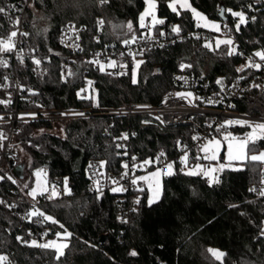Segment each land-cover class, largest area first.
<instances>
[{
    "label": "trees",
    "instance_id": "obj_1",
    "mask_svg": "<svg viewBox=\"0 0 264 264\" xmlns=\"http://www.w3.org/2000/svg\"><path fill=\"white\" fill-rule=\"evenodd\" d=\"M191 2L219 18L222 32L218 34L229 35L244 55L227 56L223 45L217 51H210L204 44L212 40L214 47L217 32L212 30V38L189 33L204 28L196 26L191 11L180 10L178 15L168 7L169 0H157V13L165 19V24L156 25L155 31H164L172 39L162 43L163 47L156 44L143 48V56L139 58L144 63L136 70L138 82L133 83L134 65L116 72L108 67L100 71L99 64L89 61L100 60L93 54L95 48L106 52L132 37L133 33L114 26L131 21L136 36L144 32L138 18L145 0H109L103 6L97 5L96 0H0V6L10 8L15 4L23 8L22 13L9 12L8 16L19 15L20 31L30 33L27 37L18 36L19 44L29 52L23 56V63L16 59L8 61L7 67H0V75L8 77L9 85L0 87V100H10L0 104V117L7 115L0 120V127L6 128L3 129L6 134L14 123L10 136L14 157L19 146H24L29 152L30 172L25 187L14 174L11 157L4 154V161L0 159V176H11L16 181L15 184L7 178L0 181V200L16 205L9 208L0 204V256L6 257L0 264H221L208 249L226 253L222 264H259L264 260V237L260 236L264 226V197L249 191L251 184L262 178L264 163L225 166L216 175L220 182L210 186L207 177L188 176L180 171L184 167L180 163L184 150L177 141L181 145L192 143L196 118L200 116L193 114L191 121L161 123V118L156 119L158 116L149 112L111 110L131 101L160 102L168 88L180 87L176 73L181 70V63L192 64L185 70L208 77L212 86L218 85L217 79L224 78L223 82L229 83L251 69L236 71L248 56L264 49V0ZM247 4L255 9H246L248 16H255L256 20L242 25L236 32V18L228 13L222 17L219 6L238 10ZM8 16L0 14V38L14 30ZM99 19L105 21L102 30L97 25ZM70 20L81 27L80 46L74 49L65 46L60 36L62 26ZM225 23L232 29L230 33L224 29ZM172 25L181 26L180 37L171 32ZM33 57L41 59L39 66L33 63ZM64 60L70 61L73 73L66 79L60 71ZM121 72L125 74H117ZM88 77L93 82L89 88L85 87ZM16 82L18 91L11 94L9 89ZM258 85L261 87H247L236 96L233 109L264 117V83ZM30 92L35 93L34 100L29 97ZM15 107L19 111L35 109L37 114L25 117L20 112L13 121ZM246 127L231 125L235 131ZM123 133L129 134V139L120 143L127 145V156L117 155L123 149L116 148L119 140L115 138ZM255 146H264V140H258ZM190 150L199 151L201 159L208 160L203 159L204 154L195 146L190 145ZM162 151L175 162V174L162 178L164 194L151 206L144 182L140 184L142 192L124 185L127 191L112 192L113 185L108 182L99 199L98 193L88 185L87 163L91 158L109 161L105 169L109 172L122 170L124 161L134 163L133 156L138 164ZM38 166L46 168L50 180L56 174L62 175L58 198L48 200L37 196L33 200L28 195ZM65 177L70 195L63 191ZM137 198L139 204L135 203ZM33 206L59 223L27 218L26 213ZM123 213L127 223L118 219ZM59 229H68L73 234L70 247L59 261L53 250L28 246L16 239L19 236L31 241L44 233L55 234ZM102 233H105L103 239ZM132 249L139 255L129 256Z\"/></svg>",
    "mask_w": 264,
    "mask_h": 264
},
{
    "label": "snow or ice",
    "instance_id": "obj_2",
    "mask_svg": "<svg viewBox=\"0 0 264 264\" xmlns=\"http://www.w3.org/2000/svg\"><path fill=\"white\" fill-rule=\"evenodd\" d=\"M26 2V0H25ZM258 2V0H257ZM97 5L103 6L109 3V0H96ZM146 3V9L143 13L140 14L139 16V27L140 28H147L148 31L142 32L140 36H136L134 34V28H133V23L131 21H128L124 25H118L114 27H120L123 29H126L127 32L133 33L131 39L129 40H124L123 43L125 46H129L131 44H135L138 42V40H145V41H155L157 38V31H153V29L156 28V25H163L165 24V19L159 18L156 14V9L158 7L157 0H145ZM179 5V9L177 7ZM31 6V5H30ZM168 7L174 12L179 15L180 10L184 11H191L193 14L194 19H196L197 27H204V28H209L217 33L222 32L221 24L217 23L215 21H209L207 16H205L203 13L199 12L197 9L193 8L190 0H169ZM247 10H255L253 8L252 4H247L241 6L238 10H234L232 8H225L222 6H219V13L223 17L225 13L230 14L232 17L236 18V23H235V31L239 32L240 28L242 25L247 26V24L251 22H255L256 17L251 16L249 17L247 14ZM9 12H23V8L19 7L15 4L11 5L10 8H6L3 6H0V14H4L8 16ZM9 20L11 21L13 25L12 31H10L6 37L0 38V53H11L15 50H17V37L18 36H23L27 37L30 35L28 32H23L20 31L19 25L21 22V17L19 15L17 16H8ZM149 23H145L146 19H149ZM105 21L103 19L97 20V25L100 30L103 29ZM224 29L227 30V32H231L232 29L228 28L227 24H224ZM171 32L174 33L177 37H180V33L182 32V28L180 25H172L171 26ZM69 33H72L76 36V39H79V29L76 28L75 24H69L66 26L64 30L65 36H67ZM158 35L163 37L166 35L165 32L163 31H158ZM182 38V37H181ZM196 39H200L199 36H196ZM175 43V41H172ZM214 47H213V41L208 40L204 44V47L208 48L210 51H217L221 45L225 46L226 52L225 55L227 56H233V55H241L243 56V52L238 51V45L235 44V41L230 37L225 35L224 38L217 37L214 40ZM75 47H79V45H74ZM164 45L161 44L160 47H163ZM144 49H141L138 52H130L129 55L132 56L133 61H134V67H133V83H137V78H136V70L139 69L140 65L144 63L143 60H136V56H143ZM258 58L259 62H257L256 59ZM18 59L23 63V52L22 50H19V55ZM33 63L37 66L41 64V59H37L35 57L32 58ZM89 63H95L99 64L100 71H105V68H126V64H118L117 61L115 60H109L107 65L101 63L99 60H93L89 61ZM8 63L4 59H0V67H7ZM192 64H184L181 63L180 68L181 70L185 68H191ZM262 67H264V49L257 50L255 51L252 55L248 56L246 58V62L244 65H241L239 68L236 69L237 72H245L249 68H254L257 71L261 70ZM118 75H123L125 73H117ZM73 73L71 71L67 72V76H72ZM177 79L184 80L187 82L186 77H177ZM239 79H245L244 76L239 77ZM4 80L7 81L8 77L5 76ZM224 78L217 79L216 83L221 86V90H224L225 85H224ZM93 82L89 81V87H91ZM238 86L237 84H233L232 87ZM252 87L260 88L261 85L253 83L251 85ZM0 87L7 88L9 85L7 83H4L0 85ZM81 92H87V89H81ZM35 94V93H33ZM79 95V93H78ZM176 95L180 96L181 98L184 99H189L191 100H203L204 98L202 97H196L194 93L192 92H187V93H177ZM83 98H91L89 96H84ZM190 100V102H191ZM166 102V101H165ZM206 103L212 104L215 103L212 98H208ZM5 103H10V100H0V104H5ZM139 107H147V106H139ZM28 115H35V114H28ZM63 115V114H62ZM79 115H83V113H79ZM3 117H0V120H2ZM156 119H160V117H156ZM145 123H148V121H145ZM161 123H163V120H161ZM233 124H238L241 126H247L251 128V131L248 132L243 138H237L233 136L231 133L225 132L224 134V140L228 141V149H227V156L228 160L230 162L235 161L237 163L243 164L244 162H260L264 163V151L259 152L258 154L254 155H249V153L255 152V145L258 140H264V123H253L248 120H228L225 122V124L220 125L221 128H226L230 127ZM132 136H135V133H131ZM5 139L4 134L0 132V141ZM116 140H128L129 139V134L128 133H123L121 134L120 137H116ZM194 140H199V137H193ZM235 142V143H234ZM221 142L219 140H216L215 138L206 141V143L202 144L200 147V151L204 153L203 159H209V160H215L217 158L216 152L220 148ZM177 145L181 147L182 150L186 149V145H181L180 141H177ZM251 145V147H250ZM214 146V147H213ZM4 145L0 143V148H3ZM117 149H123L122 152H117V155H122V156H127V145L126 144H116ZM166 158V154L162 151L160 152L155 158L149 157L140 163H135L136 157L133 156L131 157L132 161L134 162L132 165V171L133 175L131 177V184L137 187L138 191H144L143 187H140L141 182L146 183L147 188L150 192V196L148 198V204L151 206L153 203L158 202L163 194H164V187H163V180L162 178L164 176H171L175 174L174 171V163L175 162H168L164 163V159ZM188 159L189 155L188 152L185 151L184 155L180 159V163L184 166L180 169L182 173L188 176H198L202 175L204 177L208 178V183L211 186L212 184H218L219 178L218 176L214 175V173L223 170L225 167L224 164L219 165V168H213V167H208L205 168L204 166L200 164H195L191 167L188 165ZM197 160L201 159L200 156L196 157ZM109 164V161L107 160H101L97 164H89L88 168L91 171V175L89 176V179H93L95 191L98 193L97 199L100 198V196L103 195V186L100 183L99 179H96V177H100L104 175V172L102 170L106 169L107 165ZM163 164V167H156V170L153 172L148 173L147 175L144 176H135L134 170L135 169H140V170H146L147 167H152V166H158ZM231 166V163L228 165ZM121 167L125 170L119 179L115 178H108L110 183L113 185L111 188L112 192H124L127 191V189L120 183V180L124 179L125 177L129 176V164L128 162L124 161L121 164ZM187 169V170H185ZM240 170V169H236ZM35 175L41 179L37 181L36 187L32 188L31 191L28 193L33 200L36 199L37 196H44L48 200H53L58 198L61 193L57 189L56 185H51V187L48 186L47 181H46V169H38L35 172ZM7 178L8 180H11L12 183H16V181L11 177V176H0V181L4 180ZM261 183L264 184V179L261 180ZM25 187H28L25 185ZM63 191L65 195H70L71 194V189L68 187V178L65 177L63 181ZM250 192L256 193L258 197H264V187H261L260 189H257L255 186L249 188ZM136 204L140 203L139 198L135 201ZM0 204H5L9 208L15 207L16 205L14 204H8L4 200H0ZM229 207H236V205H229ZM133 211H136V209H133ZM244 213H241L243 215ZM27 218H32V217H37L41 222L44 221H51L52 223H59V221L55 220L53 216L48 215L45 211H42L40 209H37L33 206V209L29 212L26 213ZM118 219L121 220L123 223H127L126 219H123L122 217H118ZM61 228L64 226L61 224ZM46 236L47 233H44ZM72 233L68 232L66 229L62 233H56V236L58 237L57 240H49L45 243H38L36 240H31V241H26L23 239V237H16L18 241H20L23 244H26L28 246H33V247H40L43 249H51L55 252V259L59 261L61 257L65 255V249H68L70 247L69 240L72 237ZM260 236L264 237V226L261 227L260 229ZM87 243V242H86ZM89 247H95L94 244H89ZM208 251L215 257L217 261H220L222 264L223 257L226 255V253L218 250V249H208ZM129 256L131 257H136L139 255V253L135 250L132 249L129 253ZM6 257L0 256V260H5Z\"/></svg>",
    "mask_w": 264,
    "mask_h": 264
},
{
    "label": "built area",
    "instance_id": "obj_3",
    "mask_svg": "<svg viewBox=\"0 0 264 264\" xmlns=\"http://www.w3.org/2000/svg\"><path fill=\"white\" fill-rule=\"evenodd\" d=\"M69 24H75L76 28L79 29V39H76V36L72 33H69L67 36H65L64 30L66 26H68ZM19 29H22V24L19 25ZM189 33H192L194 35L202 34L210 38H212L213 36L212 30L208 28L193 29L190 30ZM60 36H61V42L65 46L71 49L77 48L74 45L80 46L81 27L78 26L72 20L67 21L62 26ZM18 39L19 38L17 37V50L11 53H0V59H4L7 62L16 60L18 59L19 50H22L23 56L29 54L28 50L25 49L21 44H19ZM170 39H172V35L166 34L165 36L161 37L158 35V31H157V38L155 41L138 40L137 43L131 44L129 46H125L124 43H122L119 47L111 46L106 52L101 48H95L93 50V54L96 55V58L100 57V59H105V60L114 59L115 61H117L118 64H126L127 66L129 64L134 65L133 58L131 55H129L130 52H138L146 46L162 44L164 42H168ZM254 59H256L257 62H259L258 58H254ZM126 68L116 67V68H111V70L113 72H116V71L124 70ZM70 69H71L70 61L64 60L60 65V71L64 79L68 77L67 72L70 71ZM241 76H244L245 79H239V77ZM241 76L234 78L229 83H224L225 88L224 90H221L220 85L212 86L211 81L208 77L197 74L194 71H188L187 69L186 70L183 69L176 73V80L180 84V87L174 86L168 88L167 91L163 94L162 100L160 102L150 103L147 101H136V102L131 101L127 105L113 107L111 110L121 113L149 112L155 114L164 121H191L192 119H194L192 115L196 114L197 116H200V118H196V124L193 129L194 131L193 133L195 135L194 137H199L200 139L199 140L193 139L190 145L195 146L196 149L200 150L201 145L206 143L209 137L215 134H222L223 132L230 133L232 131L231 126L226 128H221L220 125L225 124V122L228 121V118L230 116L241 115L240 114L241 112H238L235 109H233V105L235 102L234 98L240 95L245 88L250 87L253 83L255 84L264 83V67H262V69L259 71H257L254 68H251L248 72H245ZM177 77H186L187 82H185L184 80L177 79ZM0 83L8 84V81H5L4 77L0 75ZM233 84H237L238 86L232 87ZM187 88L192 89V93H194L196 97H202L204 99L191 100V98L184 99L176 95L177 93H187L186 91H184ZM9 91L11 94L17 92L18 83L16 82L15 87L10 88ZM29 97L33 100L36 98L33 92L29 93ZM208 98H212L216 102L212 104L206 103L205 101ZM139 106H147V107H139ZM36 111L37 110L35 109H25L23 111L21 110L19 111L18 108L15 107L12 109L13 116L11 117V119L14 121V119L16 118V116H18L20 112H22V114L25 117H30L31 115L28 114H37ZM13 124L14 123L12 122L11 128L4 135L5 139L0 141V143L4 145V147L2 148V156L4 154H7L11 158L15 156V150L10 144V136L12 133ZM1 128L3 130V127ZM122 141L123 140H119V143H121ZM182 145L187 146L184 152L185 151L188 152L189 155L188 164H193L196 157L199 156L198 153L199 151L192 152L190 150V145L186 142H183ZM166 159L169 158H165L164 161ZM101 160L102 159H98V158L89 159L87 163V170L89 175H91V171L88 168L89 164H97ZM128 164H129V176L120 180V183L124 186L136 187L132 185L130 182L131 177L133 175V171H132L133 163L128 162ZM102 171L104 172V175L100 177H96V179L100 180V183L103 186V193H104L108 182H110L108 178L110 177V178L119 179L121 174L125 170L124 169L118 171L112 170L106 172V170L104 169ZM141 171L142 170L135 169L134 170L135 176H137V174L140 173ZM262 179H264V173L262 178L252 183L251 186L252 187L255 186L257 189L264 187V184L261 183ZM61 180H62L61 174H56L51 179V181L53 182L54 185H56L59 191H61V188L59 186V182ZM88 185L91 189L95 190L93 179L89 180ZM121 216L122 218H124L125 214L123 213ZM259 264H264V260L261 261Z\"/></svg>",
    "mask_w": 264,
    "mask_h": 264
},
{
    "label": "rangeland",
    "instance_id": "obj_4",
    "mask_svg": "<svg viewBox=\"0 0 264 264\" xmlns=\"http://www.w3.org/2000/svg\"><path fill=\"white\" fill-rule=\"evenodd\" d=\"M190 3H191V5H192L193 8L197 9L199 12H201L205 16H207V18H208L209 21H215V22L221 24V20L219 18H215V17L210 16L207 12H205L204 10H202L199 7H197L196 5H194L191 2V0H190ZM177 7L179 8V5H177ZM145 9H146V3L144 5V7L141 9V11L139 13V16H140L141 13H143L145 11ZM156 14H157V16L159 18H161L160 15L157 13V9H156ZM149 20H150V18L149 19H146L145 23L146 24L149 23ZM221 28H222V24H221ZM143 30H144V32L145 31H148L147 28H143ZM155 30L156 29H153V31H155ZM225 35H227V34H225V33H222V34L216 33L214 39L217 38V37L224 38ZM227 36H229V35H227ZM112 60H114V59H112ZM136 60H140L139 56H136ZM99 61L101 63H103V64L106 65L109 60L100 59ZM90 80L91 79L88 77L87 82L85 84V87H88L89 88L88 82ZM184 91H186V92H192V89H188L187 88ZM240 114L241 115L230 116L228 118V120H232V121H236V120H248V121H251L253 123H264V117H262V116L249 115V114L242 113V112ZM5 116H7V115H4L2 117H4V119H5ZM1 127H0V132H2L5 135V133H4V131L2 130ZM10 128H8L7 130L9 131ZM3 129L5 130L6 128H3ZM250 131H251V128L246 127V129L243 130V131H238V130L235 131V130H232L230 133L233 136L237 137V138H243ZM60 132H62V130H60ZM224 134H225V132H223L222 134H215V135H213V136H211V137L208 138V140H211V139L215 138L216 140H219L221 142L220 148L216 152L217 158L215 160H209L208 159L205 162L202 159H199V160L195 159V163L194 164H191V165L188 164L189 167H191V166H193L195 164H200V165L204 166L205 168H208L209 166L210 167H213V168H219V165H221V164H224L225 166H228L230 163H231V166H238V165H240V163H237L235 161L230 162L228 160V156H227L228 141H225L224 140ZM19 147H20V149H19V151L17 153V157H14V160H13V158H11V160H13L15 164L16 163H19V162H22L23 163L22 169L19 170L18 172L17 171H14V174L20 180L21 185H25L28 182V178L30 177V172H29V170L27 168V164L29 162V152H28V150L24 146H21L20 145ZM255 149H256V151L255 152H252V153H249V155L258 154L259 152L264 151V146H255ZM183 155H184V153L182 154V156ZM0 159H1V161H4L3 156H2V150L1 149H0ZM145 159H147V158H145ZM168 162H174V161H173V159H170V158L169 159H166L164 161V163H168ZM156 167H163V164L158 165V166L147 167L146 170H142L140 173L137 174V176L147 175L148 173L155 171L156 170ZM41 168L46 169L43 166H38V167H36L34 169V183H33L32 188L36 187L37 181L39 179H41V178H39V177H37L35 175L36 170L41 169ZM46 172H47V170H46ZM218 172L214 173V175H217ZM46 181H47V184H48L49 187H51V185H53V182L48 177V172H47V175H46ZM68 187L70 188L69 182H68ZM149 196H150V192L148 193V197ZM64 230L65 229H62V230L59 229L56 233H62V232H64ZM66 230L68 231V229H66ZM56 233L55 234H48L47 233L46 236L43 234L41 237L32 238V240H36V241H38V243H45V242H47L49 240H57L58 237L56 236Z\"/></svg>",
    "mask_w": 264,
    "mask_h": 264
},
{
    "label": "water",
    "instance_id": "obj_5",
    "mask_svg": "<svg viewBox=\"0 0 264 264\" xmlns=\"http://www.w3.org/2000/svg\"><path fill=\"white\" fill-rule=\"evenodd\" d=\"M22 167H23V163L22 162H19V163H16L15 164L14 169H15V171H19V170L22 169ZM104 237H105V233L100 234V238L103 239Z\"/></svg>",
    "mask_w": 264,
    "mask_h": 264
}]
</instances>
